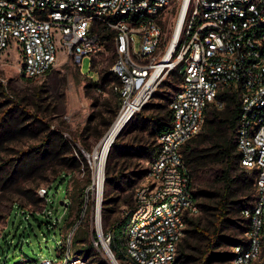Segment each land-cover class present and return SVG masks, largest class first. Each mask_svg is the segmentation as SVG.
Returning a JSON list of instances; mask_svg holds the SVG:
<instances>
[{"label": "built area", "instance_id": "1", "mask_svg": "<svg viewBox=\"0 0 264 264\" xmlns=\"http://www.w3.org/2000/svg\"><path fill=\"white\" fill-rule=\"evenodd\" d=\"M173 5L181 31L164 62L170 43L165 45L159 18ZM106 31L114 33L116 60L109 70L120 79L113 87L123 102L121 112L136 103L134 116L170 72L180 69L183 75L169 100V129L159 137L145 179L125 210L129 264H180L178 246L187 217L199 213L182 148L202 131L212 106L225 108L221 95L228 89L237 92L241 103L235 135L240 166L255 180L254 198L242 211L248 222L245 243L235 246L233 264H264V0H0V56L15 47L21 75L29 79L45 77L62 52L87 75L83 60L105 49ZM91 184L92 243L117 264L112 234L104 231L103 222L98 226L103 195L99 202L94 179ZM38 193L47 204L48 187ZM87 208L58 258L24 257L16 264H92L73 246ZM46 211L52 213L45 205Z\"/></svg>", "mask_w": 264, "mask_h": 264}, {"label": "rangeland", "instance_id": "2", "mask_svg": "<svg viewBox=\"0 0 264 264\" xmlns=\"http://www.w3.org/2000/svg\"><path fill=\"white\" fill-rule=\"evenodd\" d=\"M177 14V6L173 5L159 18V23L163 26L166 46L169 45L175 32ZM137 43L140 46L138 38ZM20 60L15 47L9 48L0 56V110H5L9 106L13 107L15 103H18L30 112L37 111L53 130L63 133L73 151L80 150L85 159L80 169L72 174L69 171L68 181L54 182L55 176L52 175L49 181L42 183L40 188H47L53 183L49 190L47 204L46 199L37 193L42 201L38 204L27 203L23 210L17 205L12 206L9 202L8 197L11 192L0 191V264H16L24 257L30 259L58 258L59 249L72 229L70 224H75L81 218L86 204L88 208L80 230L88 234L87 244L92 245V249L81 254L88 257L92 264H112L103 248H96L92 243L93 195L91 192L88 194V189L92 184H87V178L90 176L93 182L94 159L98 161L94 156L95 150L122 113L120 111L108 128L117 101L113 86L118 83V80L111 81L104 88L98 89L99 86L95 85V82L99 80L96 71L107 67L112 60L115 62V48L114 46L111 49L105 47L93 59L96 64L95 70L92 69L91 58H85L82 71L87 75L82 74L63 52L60 54L59 64L45 77L38 79H29L21 75ZM175 71L170 72L160 84L156 91L157 96L155 93L149 102L152 107L143 110L147 117L154 116L162 122H167L170 114V97L180 88L181 84L180 80L173 76ZM91 75L94 79H91ZM87 86H90L88 91ZM133 117L123 128L118 137L120 140L115 147V152L119 153L124 150L127 154L119 160L116 170L119 172L120 187H111L113 185L111 181V184L109 183L111 186L106 183L103 193V202L106 198L114 199L110 203L109 217L106 218L103 214L102 206L105 232L124 219L125 210L133 200L134 190L145 179L149 160L158 148V124L147 121L144 125L134 120ZM34 143V138L29 136L12 138L0 148V159L5 154H13L20 148H28ZM150 149L152 152H149ZM136 150L140 151V155L131 153ZM85 161H87L89 172ZM108 164L109 156L105 169ZM76 183L84 188V194L77 202L70 195ZM63 201L67 204H62ZM45 205L47 210L52 211L50 215L47 211L43 212ZM67 206L68 211L64 212ZM30 212H35L36 216L33 217ZM240 230L239 227H234V232L238 237H242ZM126 233L127 226L119 237L125 251L123 247H118L120 258L115 252L120 264H129L125 247Z\"/></svg>", "mask_w": 264, "mask_h": 264}, {"label": "trees", "instance_id": "3", "mask_svg": "<svg viewBox=\"0 0 264 264\" xmlns=\"http://www.w3.org/2000/svg\"><path fill=\"white\" fill-rule=\"evenodd\" d=\"M103 39L107 49L114 46L113 32L106 31ZM113 63L114 60L110 61L107 67L96 71L99 80L95 82V85L99 86L98 89L104 88L113 80H118L117 84L120 83L119 77L109 70ZM95 66V61L92 60L93 70H95ZM173 76L181 83L183 75L180 69L173 72ZM89 87L87 86V91ZM116 96L117 101L108 128L117 118L121 106H123L121 96L117 91ZM221 98L226 102L225 108L219 110L212 106L207 113L202 131L185 143L182 148V154L192 180L193 195L199 206V213L187 217L185 235L178 246L180 264H233L235 246L245 243L248 222L243 218L242 211L251 204L254 198L255 180L254 176L248 174L240 166L236 150V128L241 116V103L238 94L233 89H228L221 95ZM151 107V104L148 103L133 119L144 125L147 121L157 123V135L160 137L169 129L170 114L167 122H162L158 117H147L143 110ZM17 136L21 138L33 137L35 143L28 148H20L13 154H5L1 157L0 191L11 192L8 197L9 202L12 206L17 205L24 210L27 203L38 204L42 201L37 196L42 183L49 181L52 175L55 176L54 182L57 180L68 181L69 171L72 174L75 170L80 169L85 158L80 150L74 152L63 133L53 130L37 111L30 112L15 103L13 107L9 106L5 110H0V148ZM119 140L120 138H117L112 145L106 169L107 185L113 181V185L109 186L116 188L120 187L119 172L116 171L118 162L127 155L124 150L119 153L115 152ZM149 152H152V149ZM131 153L140 155L138 150ZM85 162L89 172L87 161ZM90 183L92 180L88 176L87 184ZM52 185L53 183L48 187L49 190ZM80 185L76 183L70 194L76 202L84 194V188ZM113 200L106 198L103 202V214L106 218L110 216V203ZM133 201L134 193L128 208L132 206ZM30 213L33 217L36 216L35 212ZM128 224L129 219L125 216L108 231L112 234V249L118 257V247H123L125 251L119 237L123 229L126 226L128 228ZM73 225L74 223L70 224V227ZM235 226L241 229L242 237L235 234ZM87 241L88 234L82 233L79 227L73 238L76 254L89 252L92 249V245H88Z\"/></svg>", "mask_w": 264, "mask_h": 264}, {"label": "bare ground", "instance_id": "4", "mask_svg": "<svg viewBox=\"0 0 264 264\" xmlns=\"http://www.w3.org/2000/svg\"><path fill=\"white\" fill-rule=\"evenodd\" d=\"M184 12H185V9L182 13V18H183ZM180 31H181V21L178 24V26L176 27L175 32L173 34V37L170 41L169 51H168V54H167L164 62L168 61V59L171 55V52L173 51V48L175 47L177 39L180 35ZM136 109H137L136 103L127 105L123 109L121 115L114 122L111 129L109 130L107 135L104 137V139L102 140L100 145L95 150L94 156L98 159V161H96V159H94L95 160V162H94V164H95L94 181H95V185L98 188L99 202L101 201L103 192H104L105 187H106V181H105L106 169L105 168H106V164L108 161V156H109L111 149H112V145L116 141V139L119 137L120 133L122 132L121 130H123V128H124V125L128 122V118L133 114V112ZM101 215H102V213H101ZM102 222H103L102 217L98 216L99 229L102 225ZM104 245H105V247H107V244H104ZM112 254L115 256L114 251H112ZM115 260L117 261V264H120V262L116 256H115Z\"/></svg>", "mask_w": 264, "mask_h": 264}, {"label": "water", "instance_id": "5", "mask_svg": "<svg viewBox=\"0 0 264 264\" xmlns=\"http://www.w3.org/2000/svg\"><path fill=\"white\" fill-rule=\"evenodd\" d=\"M132 117H133V115H131V116L128 118V122L130 121V119H131ZM128 122H127V123H128ZM127 123H126V124H127ZM126 124L124 125V127L126 126ZM121 131H122V130H121ZM120 134H121V133H120ZM62 204H65V205H66L67 203H66L65 201H63ZM110 259H111V257H110ZM111 262H112V264H116V263L114 262L113 259H111Z\"/></svg>", "mask_w": 264, "mask_h": 264}, {"label": "crops", "instance_id": "6", "mask_svg": "<svg viewBox=\"0 0 264 264\" xmlns=\"http://www.w3.org/2000/svg\"><path fill=\"white\" fill-rule=\"evenodd\" d=\"M155 154H156V152H155ZM155 154H154V155H155ZM154 155H153V157H154ZM153 157H152V158H153ZM152 158H151V159H152ZM151 159L149 160V162L151 161ZM148 164H149V163H148ZM67 208H68V206H67Z\"/></svg>", "mask_w": 264, "mask_h": 264}]
</instances>
